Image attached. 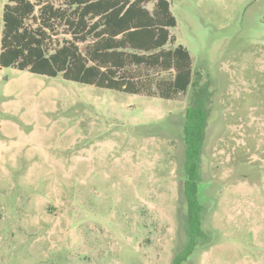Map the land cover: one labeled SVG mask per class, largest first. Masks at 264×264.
<instances>
[{
	"label": "rangeland",
	"instance_id": "374dc122",
	"mask_svg": "<svg viewBox=\"0 0 264 264\" xmlns=\"http://www.w3.org/2000/svg\"><path fill=\"white\" fill-rule=\"evenodd\" d=\"M168 1L193 68L174 99L0 67V264H173L200 99L205 233L182 264H264V0Z\"/></svg>",
	"mask_w": 264,
	"mask_h": 264
},
{
	"label": "trees",
	"instance_id": "16d2710c",
	"mask_svg": "<svg viewBox=\"0 0 264 264\" xmlns=\"http://www.w3.org/2000/svg\"><path fill=\"white\" fill-rule=\"evenodd\" d=\"M2 21L0 67L164 99H174L192 83L190 53L170 32L176 18L168 0H6ZM60 26L70 38H53ZM207 117L203 99L185 110L188 241L173 264H182L205 233L198 182Z\"/></svg>",
	"mask_w": 264,
	"mask_h": 264
}]
</instances>
